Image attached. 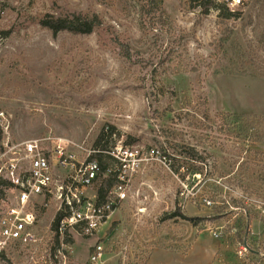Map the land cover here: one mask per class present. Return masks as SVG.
I'll return each mask as SVG.
<instances>
[{"label": "rangeland", "instance_id": "rangeland-1", "mask_svg": "<svg viewBox=\"0 0 264 264\" xmlns=\"http://www.w3.org/2000/svg\"><path fill=\"white\" fill-rule=\"evenodd\" d=\"M153 1L155 8L146 0H0V111L12 142L61 138L90 150L104 133L103 150L128 148L149 159L91 237L70 231L59 246L51 234L58 203L35 200L37 231L56 263L54 256L90 264L100 246V264H240L246 224L264 233V181L238 171L247 161L264 179V142L252 148L259 157L241 153L237 128L220 133L216 118L264 117V0L228 20L216 9L202 15L187 0ZM74 14L100 25L88 35H53L40 25L46 16ZM242 61L248 76L231 74ZM189 150L201 164L187 159ZM27 258L12 248L0 264Z\"/></svg>", "mask_w": 264, "mask_h": 264}, {"label": "built area", "instance_id": "built-area-1", "mask_svg": "<svg viewBox=\"0 0 264 264\" xmlns=\"http://www.w3.org/2000/svg\"><path fill=\"white\" fill-rule=\"evenodd\" d=\"M213 1L230 13H239L251 0ZM80 152H85L82 159ZM95 154L110 161L105 175H114L117 180L101 204L97 203L96 193L86 195L100 173L97 161L92 160ZM148 160L128 148L85 150L61 138L14 143L9 120L0 111V258L12 248H20L27 252L26 264H61L56 256L57 263L50 259L46 237L37 231L35 200L50 197L58 203L57 213H64L57 231L51 233L59 246L64 245V237L70 231L91 237L126 200L130 178L138 173L140 163ZM261 214L264 219V210ZM246 227L237 244L236 257L240 264H264V233L251 231L248 223ZM94 250L90 264H100L102 247L95 246ZM57 253L60 254L59 249Z\"/></svg>", "mask_w": 264, "mask_h": 264}, {"label": "trees", "instance_id": "trees-1", "mask_svg": "<svg viewBox=\"0 0 264 264\" xmlns=\"http://www.w3.org/2000/svg\"><path fill=\"white\" fill-rule=\"evenodd\" d=\"M147 5L151 8H155V3L153 0H146ZM188 4L191 8H199L200 13L202 15H207L208 12L211 9H216L219 11L218 19L220 20H228L234 16H236V13H230L224 8L216 5L213 0H187ZM154 4V5H153ZM239 14V13H237ZM40 25L50 31L53 35L59 33V32H68L76 35H88L93 32V30L100 25V22L96 18H89L86 16L81 15H72L71 18L66 17H59V18H53L46 16L41 20ZM261 42L264 43V32L261 35ZM249 65L242 61V65L239 68L232 67L231 74L241 77L248 76L247 69ZM256 74L250 73V76L254 77ZM216 118L218 122L220 123V133L225 132L223 128H230V125L232 123V127H236V133L235 136L239 138L243 143L244 147L240 148L241 153H249L253 157H259L260 153L257 151H253V147L257 146L258 144H261L264 142V117H258V116H251V115H230V114H224V113H218L216 114ZM230 124V125H229ZM227 132V129H226ZM103 134L101 133L99 137L96 139L95 142V150H103L104 147L100 146V142L103 139ZM230 136L232 135V131L230 133ZM187 159L190 161L195 162V164H201L202 158L197 157V153L194 150H189V153L187 154ZM102 159L101 155L95 154L92 156V160L97 161L99 165V176L102 178L100 179L99 187L96 191V200L98 204L103 203L107 196L109 195V192L112 190V188L116 185L117 180L114 177V175H105L107 164L102 163L100 160ZM196 160H199L196 162ZM238 171H240V174L246 178L248 181H252L256 178V180H262L259 175L256 176L254 169H250L247 161L242 162L239 167ZM172 172L176 175H178L182 180H184L186 173L180 172V167L175 166L172 167ZM192 174H199V168L195 167L192 169ZM191 174V175H192ZM64 217L63 212H58L54 216V220L51 225V231L56 232L58 228V224L60 220Z\"/></svg>", "mask_w": 264, "mask_h": 264}, {"label": "crops", "instance_id": "crops-1", "mask_svg": "<svg viewBox=\"0 0 264 264\" xmlns=\"http://www.w3.org/2000/svg\"><path fill=\"white\" fill-rule=\"evenodd\" d=\"M110 218V217H109ZM109 218H108V220H109ZM108 220H107V222L104 224V225H106L107 223H108Z\"/></svg>", "mask_w": 264, "mask_h": 264}]
</instances>
